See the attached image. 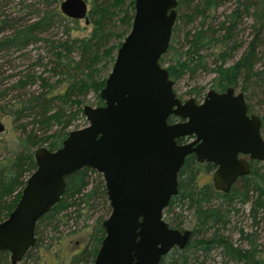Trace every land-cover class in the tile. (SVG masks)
Masks as SVG:
<instances>
[{
    "label": "trees",
    "instance_id": "1",
    "mask_svg": "<svg viewBox=\"0 0 264 264\" xmlns=\"http://www.w3.org/2000/svg\"><path fill=\"white\" fill-rule=\"evenodd\" d=\"M10 1L5 0L0 8ZM59 1L41 0L39 9H31L30 4L20 0V9H28L27 14L35 15L29 22L19 23L0 12V32L8 31L0 35V50L20 51L39 42L47 52L45 61L38 54L30 63L40 67L39 71L29 67L14 76L3 75L0 69V110L10 114L12 122L22 131L15 147L0 156V221L14 207L25 178L35 167L33 149L43 143L48 150L60 145L68 132L65 128L81 112L88 93H95L96 105L102 103L98 91L114 52L130 26L133 0H88L86 23L91 25L88 34L71 36L70 27L63 30L62 38L46 37L42 34L55 18L66 17L58 9ZM221 1L176 0V18L196 23L182 35L185 48L172 50L165 66L168 76L175 81L183 74L204 71L213 74L212 89L216 91L238 88L247 98L255 95L253 88L264 93V0H235L228 12L215 19L212 13ZM182 6L187 9L186 13L181 11ZM12 9L14 6H10ZM244 16L251 20L246 41L238 38V27ZM112 39L114 43H110ZM241 46L239 56L230 61ZM171 47L168 44L167 50ZM161 59L162 56L159 61ZM34 84L38 89L29 90ZM200 90L201 87L190 88L187 93L198 98ZM8 94L13 97L12 102L7 99ZM25 118L28 120L22 123ZM173 120L174 117L169 116L168 122ZM53 124L58 128L46 133ZM38 130L42 131L38 133ZM212 169L209 162H196L193 154L185 157L177 174V193L170 198L162 214L169 227L181 229L183 212L191 211L194 224L187 245L183 249L173 247L160 264H264V172H260L257 163L251 162L248 174L239 177L229 191L223 193L211 184L197 183L201 171ZM91 173H95L96 178L91 179ZM64 182L59 201L35 223L34 245L17 264H28L30 260L38 264L40 255L48 247L41 245L44 230H54L58 222L65 224L71 213L75 219L88 218L100 205L104 213L98 214L90 224L88 241L68 258V264H91L103 236L101 222L109 212L103 181L100 174L82 167L65 176ZM232 198L242 205L249 203V228L237 227L235 239L229 226L230 213L237 212ZM213 250L219 261L210 255ZM34 254L36 261L31 259ZM8 259V252L0 250V264H9Z\"/></svg>",
    "mask_w": 264,
    "mask_h": 264
},
{
    "label": "water",
    "instance_id": "2",
    "mask_svg": "<svg viewBox=\"0 0 264 264\" xmlns=\"http://www.w3.org/2000/svg\"><path fill=\"white\" fill-rule=\"evenodd\" d=\"M86 6V0L58 3L64 16L84 23ZM175 7L176 0H133L129 29L98 91L102 103L83 105L86 124L68 130L57 148L33 150L35 167L0 221V250L8 252L9 264L34 245L37 219L59 201L64 177L82 167L100 174L109 205L91 264H160L190 237V229L169 227L162 214L177 193L185 157L211 163V185L223 193L248 174L249 160H264L259 117L247 113L241 91L210 88L196 103L193 97L181 101L173 90L159 60L168 48Z\"/></svg>",
    "mask_w": 264,
    "mask_h": 264
},
{
    "label": "rangeland",
    "instance_id": "3",
    "mask_svg": "<svg viewBox=\"0 0 264 264\" xmlns=\"http://www.w3.org/2000/svg\"><path fill=\"white\" fill-rule=\"evenodd\" d=\"M5 0H0V4H3ZM23 3H28L31 5L32 8L39 9L41 6V0H22ZM20 0H11L9 3L4 5L0 8V12L8 15V17L16 19L19 23L27 22L33 20L35 15L31 12V14H27L28 9H20L21 6L19 4ZM235 0H223L221 4L213 11L212 16L215 19L221 18V15L224 12H228L234 6ZM10 6H14L12 11L10 10ZM87 9L90 8V4L87 0ZM181 11L186 13L187 9L180 7ZM133 12V9H132ZM119 14L118 16H120ZM251 20L249 17L244 16L241 23L239 24V34L238 38L240 40L246 41L249 38V29L247 27L250 24ZM196 21L192 23H187L182 20H178L175 16V21L173 23L171 29V35L169 44L172 46L169 51L167 50L163 55L160 61V65L165 67L167 65V60L171 55L173 49H184L183 46V39L182 35L184 31L192 28L195 25ZM115 25L118 27L119 22L115 20ZM72 28L70 30L71 36H82L84 34H88L90 31L91 25L88 23H84L83 19H69L65 17L63 20H59L55 18V22H52V25L46 31V33L42 34L46 37H63V30L65 28ZM242 30V31H241ZM8 32L7 30L0 32V35L5 34ZM115 39H112L110 43H114ZM41 43L36 42L32 45H28L26 48L20 51H13L9 50H0V69L3 71V75L6 74H13L16 75L17 72H21L29 67H33L30 63L36 58L39 54L43 57L42 60H46L47 52L44 47H41ZM243 47L241 46L237 51L233 53V57L230 61L235 60L239 54L241 53ZM115 53V52H114ZM101 63V62H100ZM99 63V64H100ZM40 70V67H33V69ZM100 68V66H99ZM110 70V66L108 70ZM100 72V71H99ZM107 73V72H106ZM212 73H207L204 71H197L193 75L183 74L179 79L173 81V90L175 91L176 95L181 99H187L188 97H193L196 101L201 100L203 93H205L208 89L212 87ZM201 87L200 90V98H195L192 93H187V90L190 88H197ZM37 85H32L29 90H36ZM255 95L253 97L247 98L246 95L244 100L248 104V111L253 113L259 117L260 120V127L259 132L261 137L264 139V93L261 92L260 89L257 91L255 88L252 89ZM235 91H239L238 88H235ZM256 91V93H255ZM95 93L90 92L86 96V101L84 104L96 105V96ZM9 98L10 102L13 101V97L10 94L7 95V99ZM99 98V97H98ZM3 102V101H2ZM28 118H25L23 122H26ZM0 121L4 125V130L0 133V156H4L7 154L8 149H13L16 144L17 136L22 134L20 128L15 126V123L12 122V117L10 114H4L3 110H0ZM86 124L84 116L82 113L76 114L75 118L72 122L65 128L66 130H71L75 128L82 127ZM30 127V124H27V128ZM58 128L56 124H53L46 133H51ZM42 130H38L40 133ZM41 146L46 147V144L43 143ZM35 149V148H34ZM33 149V150H34ZM260 172H264V160L257 163ZM211 175L212 170L208 172L201 171L197 176V183L203 184L208 183L211 184ZM90 178H96L95 173L90 174ZM234 201V202H233ZM232 203H234V207L237 208V212L230 213V222L229 226L232 230V239L237 237L236 229L237 227L243 228V230H247L249 228V218L247 214V209L249 203L246 202L244 205L239 204L236 201V198H232ZM104 213V209L101 208L100 205H97V209L91 212L90 217L83 218V216L79 218H72L73 214H70V218L66 221L65 224L62 222H58L56 228L53 230H44L45 232L42 235V246L48 245L47 249L43 251V254L40 255L38 259V264H68V258L73 254L76 253L87 241H88V234H89V226L94 220V218L99 214ZM184 222L182 224L181 229H191L194 224V214L191 211H184ZM84 225H87L86 228ZM234 226V228H233ZM33 253V252H31ZM210 255L214 258V260L219 261V257L216 253V250H213ZM35 254L31 258L32 260L36 261ZM28 264H32L30 260Z\"/></svg>",
    "mask_w": 264,
    "mask_h": 264
},
{
    "label": "flooded vegetation",
    "instance_id": "4",
    "mask_svg": "<svg viewBox=\"0 0 264 264\" xmlns=\"http://www.w3.org/2000/svg\"><path fill=\"white\" fill-rule=\"evenodd\" d=\"M218 92H220V91H218ZM204 94H205V93H203V96H204ZM203 96H202V98H203ZM195 98H196V97H195ZM199 98H200V97H199ZM202 98H201V99H202ZM184 100H185V99H184ZM181 101H183V100H181ZM195 101H196V100H195ZM200 101H201V100L196 101V103H198V102H200ZM247 113L250 114V112L248 111V106H247ZM173 121H174V120H173ZM173 121H172V122H173ZM181 141H184V139L181 140ZM193 156H194V155H193ZM238 157H243L244 159H246V155L238 154ZM194 159H195V158H194ZM195 161H196V160H195ZM196 162H197V161H196ZM251 162L258 163L259 161L249 160V161H248L249 168H250V163H251ZM198 163H205V162H198ZM207 163H208V162H207ZM213 169H214V166H213ZM213 169H212V171H213ZM246 175H247V174H246ZM244 176H245V175H244ZM241 177H242V176H241ZM238 178H239V177H238ZM238 178H237V179H238ZM237 179H236V180H237ZM236 180H235V181H236ZM235 181H234V182H235ZM232 185H233V184H232ZM232 185H231V186H232ZM230 188H231V187H230Z\"/></svg>",
    "mask_w": 264,
    "mask_h": 264
}]
</instances>
